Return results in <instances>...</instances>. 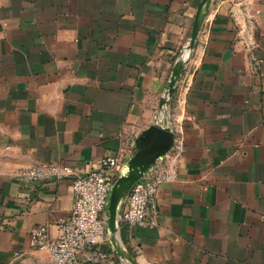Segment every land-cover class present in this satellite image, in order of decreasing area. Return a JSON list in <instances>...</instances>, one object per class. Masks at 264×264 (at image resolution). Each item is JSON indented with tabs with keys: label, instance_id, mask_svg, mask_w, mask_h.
I'll return each instance as SVG.
<instances>
[{
	"label": "crops",
	"instance_id": "0c3cea01",
	"mask_svg": "<svg viewBox=\"0 0 264 264\" xmlns=\"http://www.w3.org/2000/svg\"><path fill=\"white\" fill-rule=\"evenodd\" d=\"M201 1L0 0V264H50L30 229L56 235L73 206L71 178L26 185L15 170L85 173L155 122L182 152L156 225L119 227L136 263L264 264V0H207L190 52Z\"/></svg>",
	"mask_w": 264,
	"mask_h": 264
},
{
	"label": "built area",
	"instance_id": "2783aa9c",
	"mask_svg": "<svg viewBox=\"0 0 264 264\" xmlns=\"http://www.w3.org/2000/svg\"><path fill=\"white\" fill-rule=\"evenodd\" d=\"M163 97L168 99L166 90ZM167 107L163 105L165 111ZM181 152L182 140L174 136L171 147L127 189L117 211L119 227L122 224L149 228L156 225L158 188L162 183L177 179L176 162ZM133 153L120 150L113 157H102L97 167L85 173L59 162H40L14 171V177L26 185L71 178L73 206L68 216L57 220L56 235H51L44 225L31 228L29 233L30 244L45 250L50 264L115 263L113 248L109 246L107 202L116 179L129 171Z\"/></svg>",
	"mask_w": 264,
	"mask_h": 264
},
{
	"label": "water",
	"instance_id": "95a60500",
	"mask_svg": "<svg viewBox=\"0 0 264 264\" xmlns=\"http://www.w3.org/2000/svg\"><path fill=\"white\" fill-rule=\"evenodd\" d=\"M207 0H202L197 12V16L193 25L191 32L190 40L187 47L190 48V52L195 46L197 36L199 34L200 27L202 25L205 13L209 7L212 0L208 1V5L202 17H200V12L203 8V5ZM181 56H179L173 66L171 77L169 79L166 94L168 99L162 97L160 105L163 106L167 104L169 99L172 98L176 81L178 80L181 72L183 71L185 62L182 63ZM166 115V114H165ZM174 138L173 130L170 126L164 125L162 123H153L151 124L143 133L135 144V150L133 155L129 159V171L126 175L120 176L114 182L110 195L107 202V213L108 221L107 225L110 230L109 242L112 245V248L117 256L124 260L127 264H137L131 254L127 251L124 244L121 241L119 235V226L117 222V211L120 204V201L127 189L140 177L141 173L144 172L150 164H152L155 159L164 154L172 145ZM123 184V189L119 199H117L116 186L118 184ZM118 200V201H117ZM119 202V203H118ZM114 232L117 234V238H114Z\"/></svg>",
	"mask_w": 264,
	"mask_h": 264
},
{
	"label": "rangeland",
	"instance_id": "374dc122",
	"mask_svg": "<svg viewBox=\"0 0 264 264\" xmlns=\"http://www.w3.org/2000/svg\"><path fill=\"white\" fill-rule=\"evenodd\" d=\"M118 209H119V207H118ZM109 246L112 247L111 243H109ZM113 253H114V261H115V263H117V264H127L124 260H122L119 256L116 255L114 250H113Z\"/></svg>",
	"mask_w": 264,
	"mask_h": 264
},
{
	"label": "trees",
	"instance_id": "16d2710c",
	"mask_svg": "<svg viewBox=\"0 0 264 264\" xmlns=\"http://www.w3.org/2000/svg\"><path fill=\"white\" fill-rule=\"evenodd\" d=\"M121 230H122V234H123L124 227H122V229H121Z\"/></svg>",
	"mask_w": 264,
	"mask_h": 264
}]
</instances>
